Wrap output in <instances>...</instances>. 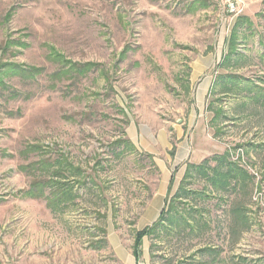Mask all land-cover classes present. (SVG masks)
<instances>
[{"label": "rangeland", "instance_id": "374dc122", "mask_svg": "<svg viewBox=\"0 0 264 264\" xmlns=\"http://www.w3.org/2000/svg\"><path fill=\"white\" fill-rule=\"evenodd\" d=\"M240 3L235 17L222 0H0V67L46 72L0 75V264H264V104L251 91L264 90V0ZM54 52L96 70L55 76ZM226 151L251 176L244 191L182 178ZM52 179L79 196L51 205L53 185L32 186ZM164 209L135 262L136 231Z\"/></svg>", "mask_w": 264, "mask_h": 264}, {"label": "trees", "instance_id": "16d2710c", "mask_svg": "<svg viewBox=\"0 0 264 264\" xmlns=\"http://www.w3.org/2000/svg\"><path fill=\"white\" fill-rule=\"evenodd\" d=\"M128 49L129 48H127V50ZM126 53H127V51H124V53L121 54L122 58L125 57ZM50 54H51L50 56H52L53 58H55L57 60L58 64H61L60 68L57 69V71H55V76L61 77L60 75H62V76H65L69 79L73 78L74 82H78L83 78V76H86V75L94 72L96 70V67H97V65L95 63H90V62H87V63H80L79 62L78 63V62H73V61H69V60H64L63 59L64 57L60 53L56 54L54 52V53H50ZM3 72L5 73V74H3L4 76L11 73L12 74L11 76H16L17 78L24 80L25 83H27V81H29V80H31V81L36 80L38 78V76H40V75L42 76L46 73L44 71V68H42V67L40 68V67H36V66H32V65H25V64H19V63H6V64L2 65V67H0V75ZM220 78L222 79L223 82H227V80H229V81L234 82L236 84H238V82L240 81L239 76L231 75V74H229V75L222 74L220 76ZM4 88H6V86H4ZM259 88L257 86H252L251 91H254L255 98L258 99L262 104H264V95H263L264 90L259 89ZM256 91H258V92H256ZM15 96H18V94H16ZM121 144L122 145L123 144H131V142L124 140L122 142L114 143V145H121ZM229 155H231V153H229V151H226V153H224L223 155H215L211 158L209 157V158L205 159L201 164H189L186 175L184 176V179H185L184 181H188L189 179L194 178V174L191 173V171H195V172L197 171L198 173L201 172L204 176H206L207 182L210 183L212 185V187L215 188L216 190H221L222 192H225V193L233 191V190L236 193L239 191H244L245 188H247V186H248V182L251 181V176L247 173V171L244 168L240 167L237 162L230 160ZM43 163H46V161ZM47 164H49V163H46V165ZM77 171H79V168L74 169V172H77ZM232 180H235V182H236L233 187H231V181ZM48 184L53 185L54 194H56L55 199L50 201L51 205H55L53 203H55V201H57V200H65L69 197L77 198L79 196L78 192L73 193L74 189L73 188L71 189V187H69V181L68 180H64L62 182H59V179H58V181H54L53 179L52 180H46V181L43 180L40 182H35L32 187H33V189L34 188L37 189V187H41L43 185H48ZM83 185L85 187L88 186L89 180L83 181ZM172 185H173V180L170 183L169 190L172 188ZM35 189H34V191H35ZM183 191H184V189H183ZM28 194H29V196L33 197L34 193L29 192ZM170 195L171 194L169 193L168 197H170ZM179 195L174 194L171 197L176 199ZM221 197L223 200L226 199L224 196H221ZM237 198L238 197H236L232 201L231 208H229L228 211L232 215V219L235 221L238 220V224H241L243 226L241 231L238 230V233L240 235H242L250 227V225H249L248 221H247V223L245 222L246 219H244L241 214H238V212L240 213L241 209L244 208V205L242 203V200H238ZM167 201H168V199H167ZM166 208L167 207H165V209ZM165 209L163 210L159 219L157 221H155L152 225H148V226L144 227L143 229L136 231L135 245L133 247V253L137 258H139L141 255L140 253H142V243L144 241V238L146 236L150 237L151 235H153L155 230H158L161 227L162 223L165 221V219H163V218H166V217L168 218V216L170 215L171 209L168 211H166ZM168 220H170V219H168ZM240 220H243L242 223H240ZM183 223H184V225L189 224V222H187L186 220H184ZM233 228L234 227H232L231 229H233ZM233 232H234V230H233ZM92 248H94L95 250H98L100 247L98 248V247L92 245Z\"/></svg>", "mask_w": 264, "mask_h": 264}, {"label": "built area", "instance_id": "2783aa9c", "mask_svg": "<svg viewBox=\"0 0 264 264\" xmlns=\"http://www.w3.org/2000/svg\"><path fill=\"white\" fill-rule=\"evenodd\" d=\"M222 3L224 4L225 11L235 17L240 16L244 10L240 0H222Z\"/></svg>", "mask_w": 264, "mask_h": 264}, {"label": "crops", "instance_id": "0c3cea01", "mask_svg": "<svg viewBox=\"0 0 264 264\" xmlns=\"http://www.w3.org/2000/svg\"><path fill=\"white\" fill-rule=\"evenodd\" d=\"M197 65H198V63H197ZM181 143V145L177 148V151H176V156H179V157H182V158H185V149H184V146H182V142H180ZM195 154V153H194ZM192 164V163H191ZM195 164H199V163H195ZM188 166H189V164H187L186 165V168H185V171H184V175H183V177L182 178H184V176H185V174H186V172H187V169H188ZM173 180V183L175 182V178H174V174H173V176L170 178V180H169V182H168V186L166 187L167 188V196H168V194H169V192H168V187L170 186V183H171V181ZM180 184H181V182H180ZM167 196H166V198H167ZM154 223V222H153ZM142 250H143V246H142ZM140 258V257H139ZM139 258H137L135 255H134V253H133V259H134V261L136 262L137 260H139ZM134 262V263H135Z\"/></svg>", "mask_w": 264, "mask_h": 264}]
</instances>
